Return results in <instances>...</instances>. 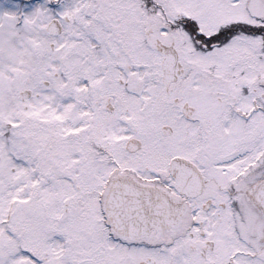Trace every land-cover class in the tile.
Masks as SVG:
<instances>
[{
  "label": "snow or ice",
  "instance_id": "snow-or-ice-1",
  "mask_svg": "<svg viewBox=\"0 0 264 264\" xmlns=\"http://www.w3.org/2000/svg\"><path fill=\"white\" fill-rule=\"evenodd\" d=\"M0 264H264V0L0 5Z\"/></svg>",
  "mask_w": 264,
  "mask_h": 264
},
{
  "label": "flooded vegetation",
  "instance_id": "flooded-vegetation-1",
  "mask_svg": "<svg viewBox=\"0 0 264 264\" xmlns=\"http://www.w3.org/2000/svg\"><path fill=\"white\" fill-rule=\"evenodd\" d=\"M11 2H12V0H0V5L10 6Z\"/></svg>",
  "mask_w": 264,
  "mask_h": 264
}]
</instances>
